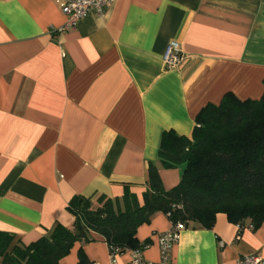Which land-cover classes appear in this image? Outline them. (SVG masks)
<instances>
[{"label":"crops","instance_id":"obj_1","mask_svg":"<svg viewBox=\"0 0 264 264\" xmlns=\"http://www.w3.org/2000/svg\"><path fill=\"white\" fill-rule=\"evenodd\" d=\"M56 0H0V232L23 245L59 223L76 195L120 198L129 185L141 198L148 162L163 186L182 167L161 168L160 135L191 136L194 119L226 92L238 99L264 94V0H115L101 17L74 29ZM177 43L183 63L168 69L165 47ZM171 222L155 214L135 237L160 261L158 235ZM59 264H111L93 234ZM264 257V223L238 226L218 213L213 227L185 228L169 250L172 264H234ZM129 251L115 258L129 264Z\"/></svg>","mask_w":264,"mask_h":264},{"label":"trees","instance_id":"obj_2","mask_svg":"<svg viewBox=\"0 0 264 264\" xmlns=\"http://www.w3.org/2000/svg\"><path fill=\"white\" fill-rule=\"evenodd\" d=\"M190 138L163 131L157 160L163 169L182 167L176 185L166 189L157 165L148 162L147 180L139 199L124 185L120 198L73 196L67 210L70 228L56 223L46 235L23 245L11 233L0 232V264H59L77 242L99 236L109 252L142 250L136 230L157 214L185 228L213 227L218 213L242 229L264 223V94L238 99L226 92L219 103H208L194 119ZM80 264L85 261L78 251Z\"/></svg>","mask_w":264,"mask_h":264},{"label":"built area","instance_id":"obj_3","mask_svg":"<svg viewBox=\"0 0 264 264\" xmlns=\"http://www.w3.org/2000/svg\"><path fill=\"white\" fill-rule=\"evenodd\" d=\"M60 12L65 17V22L55 31L62 33L66 30L74 29L79 22L87 17H101L114 4L115 0H56ZM185 56L177 43H169L164 50L162 61L168 69L180 66ZM185 227L182 223H171V227L166 232L158 235V244L160 251V261L157 263L147 262L142 258V251L139 249L128 250L130 254L129 264H172L169 261L168 253L174 242L177 241L179 234ZM111 264H117L115 258L118 255L116 251L109 252ZM234 264H264V257L255 254H246L240 256Z\"/></svg>","mask_w":264,"mask_h":264}]
</instances>
